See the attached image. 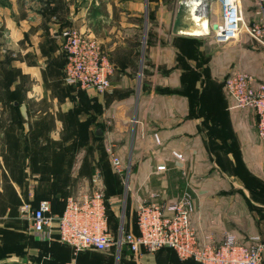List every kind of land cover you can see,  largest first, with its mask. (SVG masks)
I'll use <instances>...</instances> for the list:
<instances>
[{
    "label": "crops",
    "instance_id": "crops-1",
    "mask_svg": "<svg viewBox=\"0 0 264 264\" xmlns=\"http://www.w3.org/2000/svg\"><path fill=\"white\" fill-rule=\"evenodd\" d=\"M238 2L245 26L256 22L253 0ZM221 19L216 0H0V58L6 55L18 71L22 80L17 89L25 94L11 102L17 121L24 127L48 121V139L54 142L65 139L67 132L75 134L73 140L90 142L49 153L45 178L28 167L25 179L32 181L27 187L16 185L0 151V199L6 190L1 181L10 180L21 203L37 206L47 200L51 214L58 216L62 209L55 203H65L69 195L93 185L107 187L106 194L122 199L110 208L109 218L121 206L132 220L129 232H137L134 215L139 202L172 201L187 194L201 244L218 245L228 234L243 242L264 234L259 119L252 110L232 108L224 86L235 71L262 79L264 49L243 29L236 39L218 43L215 25ZM69 26L96 38L113 63L107 93H80L77 86L64 82L65 53L59 44L62 30ZM70 123L80 129L70 128ZM97 144L106 147V160L109 146L113 148L124 166L123 175L107 177L100 156L91 150ZM61 155L70 163L64 165V174H56V157ZM52 188H57L54 194ZM37 235L33 246L22 240L18 253L9 256L4 250L0 264H67L74 258L72 250L57 241L55 227L50 234ZM42 251L45 257L39 255ZM118 252L119 256H105L104 264L133 257L126 245ZM95 253L86 250L76 259L94 264ZM133 260L199 264L169 248L143 250Z\"/></svg>",
    "mask_w": 264,
    "mask_h": 264
},
{
    "label": "built area",
    "instance_id": "built-area-1",
    "mask_svg": "<svg viewBox=\"0 0 264 264\" xmlns=\"http://www.w3.org/2000/svg\"><path fill=\"white\" fill-rule=\"evenodd\" d=\"M221 7V24L215 31L218 43L236 39L242 29L264 49V0H253L258 20L245 26L238 0H216ZM203 11V8H201ZM66 63L65 83L81 91L103 94L110 87L114 65L102 52L97 40L74 26L62 30ZM224 86L233 104L232 108L252 110L258 116V136L264 149V76L257 79L244 72H232ZM110 162L117 174H124V166L113 148L108 149ZM122 199L107 197L96 188L69 195L61 214L53 216L51 203L41 201L37 206L23 203L22 212L36 234H50L53 227L61 243L73 250L74 258L67 264H79L76 257L86 250L108 252L114 245L109 226L108 209ZM138 232H122L119 249L129 247L138 259L143 250L154 253L163 248L174 250L181 259H192L199 264H264V234L250 236L245 242L228 234L223 241L201 244L191 221L193 203L190 195L172 201L142 203L136 206Z\"/></svg>",
    "mask_w": 264,
    "mask_h": 264
},
{
    "label": "rangeland",
    "instance_id": "rangeland-1",
    "mask_svg": "<svg viewBox=\"0 0 264 264\" xmlns=\"http://www.w3.org/2000/svg\"><path fill=\"white\" fill-rule=\"evenodd\" d=\"M243 30H245V28ZM59 45V48L61 49L63 47V42H61V44ZM99 47L102 50L100 44ZM12 53H9V56ZM59 53L60 56L61 54L63 55L62 50ZM103 53L106 54L105 52ZM13 54H15V57H18V54L20 55V53L18 52ZM3 57L6 58H0V151L4 154L3 158L5 160L6 168L16 185L27 187V185H30L32 181V179H25V176H28V172H26L28 167L31 166L32 168L39 170L38 175H42V178H45L47 177V174L50 170L49 153H52L54 150H74V148H80L82 145L86 146L90 144V142L86 140H73L72 137L73 135H75L73 132H67V134L65 135L66 138L58 140L57 142L49 140L48 121L47 123L42 122L31 124L29 127H24L23 125H21L17 121V114L11 102L15 100H21L25 97V94L22 93L19 89H17L18 81L22 80V77L19 75L18 71L14 68V66H12V63L11 61H9L7 56L5 55ZM69 127L72 129L78 127V129H80V125H74L73 123H70ZM78 135L80 136V134ZM110 148L111 146H109V149ZM91 150H95V153L100 156L99 163L102 166L101 168L105 170V174L107 175V177L111 179L113 174L121 175L117 174L114 171V168L111 163L110 165L108 164L109 158L108 160H106L107 151L104 145L100 144L98 145V147ZM56 158L59 159L58 161H56V165L54 166V169L57 172L56 174H64L65 169H67L66 167H64V165H68L70 162L68 161V158L64 155L57 156ZM88 159H90V156L88 157ZM83 162L84 160H82V164ZM83 167H85V162ZM99 175L101 174L99 173ZM4 182L7 192L5 190L4 196L0 199V226L2 227V230L0 231V256L5 255L4 250H7L6 254L11 256L10 254L18 253L17 251L21 250L23 246V244L21 243L22 240L23 242L25 240L24 243L26 245L31 244L33 246L36 244V242L34 241H38L40 235H37L36 233H33L30 230L29 221L25 218V215L22 212L23 203H21L20 198H15L10 188L11 181L9 180V182H7L6 180H4L3 182L1 181V184L4 185ZM43 187V190L46 191V193H49V185L44 184ZM108 187H112V184H108ZM96 188L97 187L93 185L88 190L94 191ZM99 188L105 194L106 192L110 191L107 189V187ZM56 189L57 188H52V191H50L54 194V191ZM61 202L55 204H57L59 209L63 210L64 203ZM134 217L136 216L134 215ZM130 218L131 217H129L128 211L119 206L110 224L112 235L114 237V245L111 250L107 253L98 252L93 254V257L91 258V263L104 264L102 259L105 256L110 257L112 255L113 257L117 256V254L119 256V237L121 236L122 232L125 233L130 231L129 223L130 221H132L130 220ZM39 255L43 257L44 252H40ZM47 255L48 252H46V256ZM128 261L122 260L120 261V264H135L133 257L129 256ZM46 262L48 261L46 260ZM117 263L118 261H114L108 264Z\"/></svg>",
    "mask_w": 264,
    "mask_h": 264
},
{
    "label": "trees",
    "instance_id": "trees-1",
    "mask_svg": "<svg viewBox=\"0 0 264 264\" xmlns=\"http://www.w3.org/2000/svg\"><path fill=\"white\" fill-rule=\"evenodd\" d=\"M65 53V52H64ZM65 63H66V53H65ZM80 93H86V92H84V91H79ZM107 197H111L110 195H108V194H105ZM66 199V198H65ZM64 206H65V203H64ZM64 209V208H63ZM63 211V210H62ZM62 211H61V213H62ZM110 212H111V210L110 209H108V215H109V217H110ZM60 213V214H61ZM111 219L109 218V226H111L110 224H111ZM135 223H136V217H135ZM137 226V225H136ZM110 229H111V227H110ZM138 232V231H137ZM137 232H135V233H137ZM57 237H56V239H57V241L58 242H60L61 243V241L59 240V235H58V233H57V235H56ZM63 244V243H62ZM63 245H65V244H63ZM65 246H67V245H65ZM67 247H69V246H67ZM70 248V247H69ZM71 249V248H70ZM164 249V248H163ZM72 250V249H71ZM111 250V249H110ZM72 252H73V250H72ZM98 252V251H97ZM109 252V251H108ZM102 253H104V252H102ZM105 253H107V252H105ZM78 257V256H77ZM189 260H192V259H189ZM78 261V260H77Z\"/></svg>",
    "mask_w": 264,
    "mask_h": 264
},
{
    "label": "water",
    "instance_id": "water-1",
    "mask_svg": "<svg viewBox=\"0 0 264 264\" xmlns=\"http://www.w3.org/2000/svg\"><path fill=\"white\" fill-rule=\"evenodd\" d=\"M183 1H186V0H183ZM198 1H202V0H198ZM218 27V25H215V28H217Z\"/></svg>",
    "mask_w": 264,
    "mask_h": 264
}]
</instances>
